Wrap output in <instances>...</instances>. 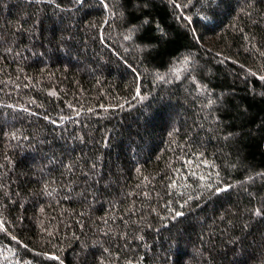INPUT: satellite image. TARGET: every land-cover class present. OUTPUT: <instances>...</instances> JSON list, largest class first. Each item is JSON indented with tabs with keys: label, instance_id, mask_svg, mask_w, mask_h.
<instances>
[{
	"label": "trees",
	"instance_id": "16d2710c",
	"mask_svg": "<svg viewBox=\"0 0 264 264\" xmlns=\"http://www.w3.org/2000/svg\"><path fill=\"white\" fill-rule=\"evenodd\" d=\"M0 264H264V0H0Z\"/></svg>",
	"mask_w": 264,
	"mask_h": 264
},
{
	"label": "snow or ice",
	"instance_id": "6c2138e0",
	"mask_svg": "<svg viewBox=\"0 0 264 264\" xmlns=\"http://www.w3.org/2000/svg\"><path fill=\"white\" fill-rule=\"evenodd\" d=\"M222 190H223V189H222ZM257 212H259V210H257ZM177 215H180V213H177ZM54 259H58V258L54 257Z\"/></svg>",
	"mask_w": 264,
	"mask_h": 264
}]
</instances>
